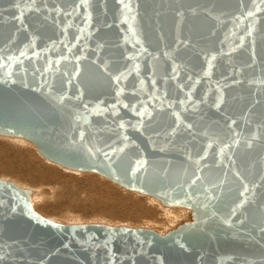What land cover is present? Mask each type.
Masks as SVG:
<instances>
[{
	"label": "water",
	"instance_id": "95a60500",
	"mask_svg": "<svg viewBox=\"0 0 264 264\" xmlns=\"http://www.w3.org/2000/svg\"><path fill=\"white\" fill-rule=\"evenodd\" d=\"M131 3L0 0V134L193 220L61 224L0 179V264H264L259 0Z\"/></svg>",
	"mask_w": 264,
	"mask_h": 264
},
{
	"label": "rangeland",
	"instance_id": "374dc122",
	"mask_svg": "<svg viewBox=\"0 0 264 264\" xmlns=\"http://www.w3.org/2000/svg\"><path fill=\"white\" fill-rule=\"evenodd\" d=\"M13 139L27 144L33 151L27 150L31 157H34V154L38 155L36 158L50 165L55 171V176L49 178L50 175H46L44 181H41L36 179L37 172L31 180L25 174L11 175L7 168L8 162L15 171L19 167L22 168L21 164H17V158L12 151L13 145H16ZM24 149L25 147L22 146L21 150ZM36 151L34 144L25 138L0 136V179L10 181L20 188L32 190L33 210L47 219L61 224L122 225L149 228L158 233H165L168 228L173 227V223L175 224L185 215L181 210L185 208L164 206L151 195L139 194L124 188L96 172L65 168ZM33 160L38 169L44 167L43 162L39 163L35 158Z\"/></svg>",
	"mask_w": 264,
	"mask_h": 264
},
{
	"label": "bare ground",
	"instance_id": "6f19581e",
	"mask_svg": "<svg viewBox=\"0 0 264 264\" xmlns=\"http://www.w3.org/2000/svg\"><path fill=\"white\" fill-rule=\"evenodd\" d=\"M0 136L1 137H22V138H24L23 136H14V135H5V134H0ZM26 139V138H25ZM18 139H13V142H15V146L13 145V148H12V151L14 152V154H15V158H17V164H21L22 165V168L21 167H19L18 168V170H13L10 166H11V164H10V162H8V166L9 167H7L8 168V170H9V172H10V174L12 175H14V173L16 174V175H23V174H25L26 175V177L28 178V179H32V177L33 176H35V172H37V174H38V177L36 178L37 180H41V181H44V179H45V176L46 175H50V176H48L49 178H51V177H54L55 176V171L54 170H52V168L50 167V165H48V164H46L44 161H42V159L40 160V159H38V158H36L37 156L34 154V157H31V155L29 154V151L31 150V149H29L28 148V145L27 144H25V143H23V142H21V141H17ZM26 140H28V139H26ZM17 141V142H16ZM30 141V140H29ZM31 142V141H30ZM14 144V143H13ZM22 146H24L25 147V151L27 152V154H25L26 152L24 151V150H21L22 149ZM35 146V145H34ZM35 148H36V146H35ZM37 149V148H36ZM27 150H29V151H27ZM32 151V150H31ZM38 151V150H37ZM36 151V152H37ZM33 152V151H32ZM39 152V151H38ZM40 153V152H39ZM13 154V155H14ZM41 154V153H40ZM39 154V155H40ZM12 155V156H13ZM41 155H43V154H41ZM27 156V157H26ZM44 156V155H43ZM42 157V156H41ZM45 157V156H44ZM33 158H35V159H37L38 160V162L39 163H41V162H43L44 164V167H41V168H39L38 169V166H36L37 164H35L34 163V160H33ZM46 158V157H45ZM44 159V158H43ZM46 159H48V158H46ZM49 160V159H48ZM50 161H52V160H50ZM11 162H13V161H11ZM52 162H54V161H52ZM55 163H57V162H55ZM35 164V165H34ZM57 164H59V163H57ZM39 165V164H38ZM42 165V166H43ZM59 165H61V164H59ZM62 166V165H61ZM40 167V166H39ZM63 167H65V166H63ZM46 168V169H45ZM65 168H68V167H65ZM68 169H72V170H77V169H73V168H68ZM21 171H23V172H21ZM77 171H84V170H77ZM93 172V171H92ZM99 174V173H98ZM101 175V174H100ZM18 177V176H17ZM47 177V176H46ZM95 180V179H94ZM111 180V179H110ZM113 181V180H112ZM114 182V181H113ZM117 183V182H116ZM120 185V184H119ZM105 186H106V184H105ZM111 188H113V187H111ZM125 188V187H124ZM130 190V189H129ZM31 191V193H32V190H30ZM132 191H134V192H137V193H139V194H144V193H140V192H138V191H135V190H132ZM31 193H30V200H31ZM104 194H106V192L104 193ZM147 195H149V194H147ZM103 196V195H102ZM104 196H106V195H104ZM117 196V195H116ZM152 196V195H151ZM132 197V196H131ZM155 199H157L162 205H164V206H167V207H173V206H179V207H182V208H185V209H181L183 212H184V217L182 218V219H180V220H178L175 224L173 223V227L172 228H168V230L166 231V232H168L169 230H172V229H175L178 225H180V224H182V223H185V222H190V221H192L193 220V212H192V210L190 209V208H188V207H186V206H181V205H168V204H164L161 200H159L158 198H156L155 196H153ZM108 198V197H107ZM109 199H112L111 197H109ZM106 200V199H105ZM109 201V200H108ZM160 206V205H159ZM163 207V206H162ZM164 208H166V207H164ZM174 208V207H173ZM177 208V207H176ZM165 232V233H166ZM165 233H159V234H165Z\"/></svg>",
	"mask_w": 264,
	"mask_h": 264
},
{
	"label": "snow or ice",
	"instance_id": "6c2138e0",
	"mask_svg": "<svg viewBox=\"0 0 264 264\" xmlns=\"http://www.w3.org/2000/svg\"><path fill=\"white\" fill-rule=\"evenodd\" d=\"M81 3H86V0H81ZM122 3L124 4L126 10L129 13H132L133 8H132L131 0H122ZM261 5H264V0H259V3L256 5L255 11H249L247 13V15L249 17H254L255 16V12L264 11V8H262ZM249 35H251V32H249ZM21 55H24V53H21ZM209 63H211V62H209ZM245 191H247V189H245ZM105 247H107V245H105Z\"/></svg>",
	"mask_w": 264,
	"mask_h": 264
}]
</instances>
